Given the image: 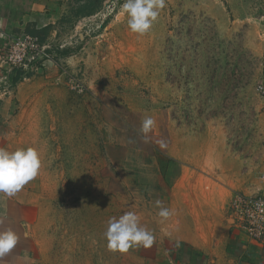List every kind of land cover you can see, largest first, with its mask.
I'll return each instance as SVG.
<instances>
[{
    "label": "rangeland",
    "instance_id": "374dc122",
    "mask_svg": "<svg viewBox=\"0 0 264 264\" xmlns=\"http://www.w3.org/2000/svg\"><path fill=\"white\" fill-rule=\"evenodd\" d=\"M71 2L49 39L62 45L59 64L23 81L16 101L14 144L36 148L41 159L28 183L35 204L28 257L136 264L140 247L107 250L109 218L134 212L150 230L155 201L167 197L180 164L211 141L207 161L225 178L259 163L264 67L251 41L262 31L264 0H166L143 36L120 16L125 0ZM147 117L155 125L145 140Z\"/></svg>",
    "mask_w": 264,
    "mask_h": 264
},
{
    "label": "crops",
    "instance_id": "0c3cea01",
    "mask_svg": "<svg viewBox=\"0 0 264 264\" xmlns=\"http://www.w3.org/2000/svg\"><path fill=\"white\" fill-rule=\"evenodd\" d=\"M71 1L0 0V51L10 36L21 29L51 41L49 39L56 37L57 28L68 13L67 9L74 5ZM260 25L262 31L251 45L264 67V23ZM48 67L38 74H47ZM21 84H17L12 97L0 100V147L9 151L18 149L14 144L15 119L19 108L16 101L22 96ZM209 144L198 158L192 156L191 161L180 164L167 197L157 200L172 215L166 220L159 217L157 206V214L152 217L151 229H148L155 236V242L150 248H136V264H264V244L231 230L227 220V205L234 191H261L264 195V180L260 179L264 174V150L256 166L248 165L246 172L225 178L219 164L207 161L213 142ZM215 144L218 159L223 148L219 143ZM168 158L176 159L175 156ZM184 159L186 161L188 157ZM34 210L28 184L13 197L0 193V230L11 228L19 236L13 250L0 258V264H17V260L31 264L28 226ZM22 240H28L27 248L19 246ZM121 264L128 263L123 259Z\"/></svg>",
    "mask_w": 264,
    "mask_h": 264
},
{
    "label": "clouds",
    "instance_id": "9594fccd",
    "mask_svg": "<svg viewBox=\"0 0 264 264\" xmlns=\"http://www.w3.org/2000/svg\"><path fill=\"white\" fill-rule=\"evenodd\" d=\"M166 7V0H125L120 16H127V27L132 33L147 34L160 11ZM155 121L147 117L142 121L140 131L147 140V134L152 130ZM165 145L161 142V147ZM41 168V159L36 148H18L9 151L0 147V193L13 197L26 184L34 180ZM159 207L158 216L168 219L172 212L165 207ZM106 248L110 252L127 253L131 248H150L155 242V236L140 224V218L134 212H126L117 217L109 218L104 232ZM18 234L11 228L0 230V258L11 252L18 242Z\"/></svg>",
    "mask_w": 264,
    "mask_h": 264
},
{
    "label": "built area",
    "instance_id": "2783aa9c",
    "mask_svg": "<svg viewBox=\"0 0 264 264\" xmlns=\"http://www.w3.org/2000/svg\"><path fill=\"white\" fill-rule=\"evenodd\" d=\"M61 47L24 29L10 36L0 51V100L12 97L17 84L33 78L46 66H57L60 61L57 50ZM258 89L264 96V83ZM260 179L264 180V174ZM227 220L231 230L264 244L263 192L234 191L227 205Z\"/></svg>",
    "mask_w": 264,
    "mask_h": 264
},
{
    "label": "trees",
    "instance_id": "16d2710c",
    "mask_svg": "<svg viewBox=\"0 0 264 264\" xmlns=\"http://www.w3.org/2000/svg\"><path fill=\"white\" fill-rule=\"evenodd\" d=\"M26 31V30H25ZM26 32H28V33H30V34H33V35H37V34H35V33H33V32H29V31H26ZM38 36V35H37ZM39 38H41L40 36H39ZM42 40H43V38H41ZM172 159H170V158H168V161H171Z\"/></svg>",
    "mask_w": 264,
    "mask_h": 264
}]
</instances>
